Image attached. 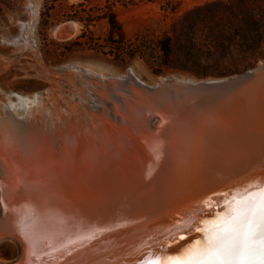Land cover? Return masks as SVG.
Wrapping results in <instances>:
<instances>
[{"label": "bare ground", "instance_id": "obj_1", "mask_svg": "<svg viewBox=\"0 0 264 264\" xmlns=\"http://www.w3.org/2000/svg\"><path fill=\"white\" fill-rule=\"evenodd\" d=\"M31 29L24 28L27 40ZM77 31L70 24L54 33L64 40ZM125 78L150 96L113 120L92 114L83 96L82 118L50 110L42 94L10 93L16 102L7 100L0 115V245L12 243L17 255L0 264H91L107 252L128 257L185 194L264 163V70L239 85L208 80L215 85L201 90H184L199 83L185 78L154 87L133 73ZM89 86L96 103L103 101Z\"/></svg>", "mask_w": 264, "mask_h": 264}, {"label": "rangeland", "instance_id": "obj_2", "mask_svg": "<svg viewBox=\"0 0 264 264\" xmlns=\"http://www.w3.org/2000/svg\"><path fill=\"white\" fill-rule=\"evenodd\" d=\"M113 1V12L125 37L134 41L137 36L146 33L151 48L161 41L166 32L173 37L172 27L178 25L179 28V23L187 20L185 16L190 12L203 10L200 15L206 23H200L191 35L178 33L170 58L173 69L161 72L151 67L148 58L130 54L119 56L114 48L116 44L108 43V21L98 20L87 30L85 22L70 19V15L80 11H90L93 16L100 17L106 12L105 0H0V115L5 102H16L15 97L9 98L10 93L22 96L42 94L43 103L51 107L50 110L55 108L57 113L69 112L83 118V96L89 100L92 114L103 112L113 120L117 112L128 113L125 107L128 104L136 100L144 102L150 96L147 90L143 92L140 87L128 82L125 78L128 73H133L141 83L154 87L173 78L195 81L225 79L247 71L224 77L201 75L233 72L237 67L251 63L253 67L250 71L264 61V50L255 56L245 48V42L256 37L257 33L250 35L244 31L245 23L250 21L256 22L261 27L260 31L264 29L263 0H158L140 5ZM225 6H232L234 14L227 13ZM70 24H77L76 35L57 40L56 29ZM25 26L32 28L29 40L23 36ZM262 34L264 36V30ZM222 39L232 44L226 49L215 43ZM241 47H244V52L240 51ZM228 48L235 50L234 55L227 54L230 51ZM222 55L227 59L219 61ZM162 56V51L156 52L155 57L159 61ZM69 67H77L75 70L81 67L85 74L104 77L100 80L83 73L82 77L77 71L68 70ZM89 82L103 93V101L96 103ZM98 84H111L113 89L103 91ZM110 128L115 134L121 133L120 128ZM0 247V261L12 262L16 259L17 251L12 243L5 242Z\"/></svg>", "mask_w": 264, "mask_h": 264}, {"label": "water", "instance_id": "obj_3", "mask_svg": "<svg viewBox=\"0 0 264 264\" xmlns=\"http://www.w3.org/2000/svg\"><path fill=\"white\" fill-rule=\"evenodd\" d=\"M261 64H263L262 67H259V64L255 69L243 74L217 80L226 82L220 84L226 86L243 84L264 70V61ZM169 84H175V80L171 79ZM209 85L215 84L207 82V80H200L195 86L184 87V90L210 89ZM150 93L156 95L157 91L150 90ZM261 187H264V163L255 167H251L249 164L244 165V168L237 174L198 186L199 189L192 190V194H185L186 196L181 197L180 200L186 198L161 217V220L164 221L161 222L162 226L147 231V235H150L151 238L135 244V250L131 252L130 256L123 257L119 253L116 256L109 252L98 253V256L93 257V260L96 259V261H91V264H151L163 258L176 257L184 248L203 239V233L195 231L196 228L203 227L201 221L214 219L216 213L223 212L225 203L231 201L234 196L243 194L247 190L256 191ZM2 223L3 212L0 200V229ZM11 264H17V261Z\"/></svg>", "mask_w": 264, "mask_h": 264}, {"label": "snow or ice", "instance_id": "obj_4", "mask_svg": "<svg viewBox=\"0 0 264 264\" xmlns=\"http://www.w3.org/2000/svg\"><path fill=\"white\" fill-rule=\"evenodd\" d=\"M203 239L184 248L172 264H264V187L225 203L214 219L201 221Z\"/></svg>", "mask_w": 264, "mask_h": 264}, {"label": "trees", "instance_id": "obj_5", "mask_svg": "<svg viewBox=\"0 0 264 264\" xmlns=\"http://www.w3.org/2000/svg\"><path fill=\"white\" fill-rule=\"evenodd\" d=\"M158 0H122L123 3L127 5H140V4H148V3H155ZM252 0H246V2H250ZM264 1V0H263ZM114 1L113 0H105V7L106 10L103 15L100 17H95L90 11H80L79 13H75V15H70V19L78 20L81 22H85L87 30H89L98 20H106L109 24V36H108V43L116 44L114 47L117 51L119 56L123 54H130L131 56H140L142 58H148V62L151 65V67L158 69L161 72L172 70L173 67L170 66V58L172 55V49L174 46V43L176 41V36H178V33H184V35H191L193 32L196 31V29L199 27L200 23H206V19L204 17H201V12L203 10L197 9L193 12L188 13L185 16V19L179 23V28L177 26H173L171 29V32H173V37L169 36V33L166 32L163 35V38L161 41L158 42V44L155 45L154 48H151V42L148 34L143 33L139 36H137L134 41L128 40L124 33L121 24L119 23L116 15L113 12L114 8ZM83 5H79L78 7H82ZM73 9H75L73 7ZM225 11L229 14H234V8L232 6H225ZM208 27V26H206ZM178 29L180 31H178ZM209 29H211L209 27ZM244 31L248 34H252L253 32L257 33L256 37L250 38L249 41L245 42V48L247 51H250L253 55H260L261 51L264 50V36H263V30L260 31L261 27L254 21H250L249 23H245ZM116 39V40H115ZM218 45H222V47H226L229 44H232L231 41H228L226 39H222L215 42ZM162 51L163 56L160 59H156V52ZM230 50V51H229ZM228 53L230 56L234 55L235 50H231L228 48ZM241 52H244V47H241ZM256 57H254L255 60ZM227 57L225 55H222L219 57V61L226 60ZM158 60V61H157ZM253 65L250 63L248 65H242L241 67H237L233 72H227V73H216V74H208L203 73L202 77L207 76H215V77H224L229 76L231 74H237L242 73L243 71H248L250 68H252ZM242 68V69H241ZM176 70V69H175Z\"/></svg>", "mask_w": 264, "mask_h": 264}]
</instances>
